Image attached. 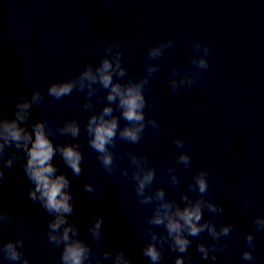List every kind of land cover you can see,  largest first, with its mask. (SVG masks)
Segmentation results:
<instances>
[{"label":"clouds","instance_id":"clouds-1","mask_svg":"<svg viewBox=\"0 0 264 264\" xmlns=\"http://www.w3.org/2000/svg\"><path fill=\"white\" fill-rule=\"evenodd\" d=\"M191 39V38H190ZM174 41L168 39L147 48L145 74L138 79L127 76V68L122 57L127 47L125 41L106 40L104 43V55L97 64L87 62L82 70L65 80L54 81L47 87V95L57 100L70 96L74 90L85 94L83 110L95 108L93 96L101 90H106L104 99L107 103L99 112H93L88 116L85 131L88 137V145L97 153V159L108 172H119L125 178L134 181L136 197L140 204L152 205L151 215L145 217L147 227L138 228L140 237H147L140 249L141 255L147 257L151 264H160L165 248L179 253L174 259V264H191V255L184 253L192 243L190 237H198L207 232L211 237L210 243L199 242L196 250L201 259H218L217 253L224 252L229 244L221 242L222 237L230 236L235 225L227 223L219 228L210 219H204V210L214 214H223L224 208L220 203H215L205 198L209 190L208 172L204 169L198 171L186 184L185 190L180 193V199H170L166 196L164 187L153 190V182L156 179V168L149 164L148 157L127 150L119 156L123 160L125 156L132 167L120 168L116 162V153L111 149L116 147L117 136L121 141L137 144L144 136L148 127L159 129L160 124L154 117H147L144 109L148 106L145 89L149 85L150 78L160 70V66L150 61L157 60L164 55L166 49L172 48ZM191 46L196 53L189 58V63L199 70L209 67L207 56L210 48L207 43L192 40ZM201 71L187 72L182 68H173L169 73L168 87L178 92L181 89H190L198 81L202 84ZM31 98L27 93H21L13 105L14 115L9 118L0 114V188H3L6 174L5 168L11 169L17 160L22 159L20 167L24 175L31 183V187L25 189L27 198L52 217L47 226V242L57 248H61L59 264H104L111 260V264H133L129 248L125 246L113 254L111 251L100 252L87 240L80 237V228L71 222L69 217L74 213L73 194L71 182L68 176L61 170V166L52 163L54 157L59 156L63 167L71 170L73 176L82 174L83 154L81 143H54L55 135L77 138L81 134L79 121L73 117L63 122H56L49 126L47 120L38 119L28 124L32 106L39 108L44 101L38 87L31 89ZM157 99L153 98V106ZM115 106V107H114ZM119 113V115L115 113ZM125 121L121 127L120 120ZM174 143L178 149L184 148L186 141L177 137ZM190 144V141H188ZM14 149V150H13ZM22 154V155H21ZM176 165L182 164L187 169L191 163V157L185 151H181L175 157ZM176 165L165 164L162 172H167V179L174 188L181 185L177 175ZM163 178V176H162ZM18 195L22 194L20 188L13 189ZM82 191L94 193L95 188L91 183H85ZM196 194V195H192ZM0 195V202H2ZM247 207V201L244 202ZM15 221L20 224L19 235L15 239L0 240V257L14 264H32V261L24 255V239L27 235V223L21 213H17ZM13 223L12 215L0 206V227ZM103 216L97 212L91 219L87 233L91 240L99 246L104 241ZM154 227L162 228L157 232ZM253 228L256 231H264V216H256L253 220ZM133 240L138 237H133ZM255 237L249 231L245 237L248 249H254ZM242 259L254 261L256 257L253 251L244 250Z\"/></svg>","mask_w":264,"mask_h":264}]
</instances>
